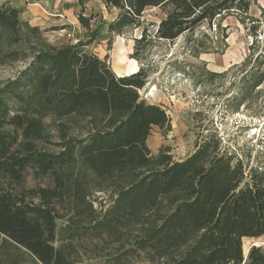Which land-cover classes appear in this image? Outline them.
<instances>
[{
  "label": "trees",
  "instance_id": "trees-1",
  "mask_svg": "<svg viewBox=\"0 0 264 264\" xmlns=\"http://www.w3.org/2000/svg\"><path fill=\"white\" fill-rule=\"evenodd\" d=\"M97 1L117 12L108 32L141 31L132 57L144 64L153 44L181 37L195 57L217 47L224 51L228 34L222 22L231 15L246 21L257 0ZM149 10L155 19L148 17ZM23 12L10 1L0 3V44L6 33L18 45L32 35L42 41L39 28L21 19ZM79 18L90 26V17ZM218 29L221 37L214 40L211 32ZM250 33L258 55L243 77L242 105L264 83V34L256 24ZM89 43L38 48L20 77L10 82L9 87L18 88L22 107L15 114L6 110L5 89H0V249L14 247L41 264H82L55 245L59 222L70 224L60 211L61 200H87L88 187L74 177L80 163L97 181L119 177L115 211L136 213L150 206L156 212L160 223L144 242L155 247L156 255L169 254L160 264H264V245L244 248L245 239L264 237V139L260 150L237 147L206 125L186 158L173 161L163 149L154 155L147 142L153 128L171 131L172 120L163 105L141 98L148 69L142 65L118 76L106 59L82 48ZM202 65L207 79L218 76L206 61ZM47 115L65 128L86 121L83 138L66 134L58 154L38 148L41 118ZM30 171L34 178L49 177V185L28 187Z\"/></svg>",
  "mask_w": 264,
  "mask_h": 264
},
{
  "label": "rangeland",
  "instance_id": "rangeland-1",
  "mask_svg": "<svg viewBox=\"0 0 264 264\" xmlns=\"http://www.w3.org/2000/svg\"><path fill=\"white\" fill-rule=\"evenodd\" d=\"M6 1L23 7L21 19L32 27L37 26L43 38L40 41L37 35H32L21 45L11 41L10 33L2 39L0 89H5L2 95L8 104L6 110L9 114H15L18 108H22L15 95L18 88L9 87L10 82L20 77L38 48H63L91 41L82 48L106 59L116 75L126 76L133 72L127 68L134 61L137 62L134 72L142 65L148 69L150 76L140 90L141 98L163 105L172 120L171 131L153 128L147 142L154 155L163 149L173 161L186 158L195 150L198 133L206 125L214 126L229 145L261 149L263 144L260 141L264 139V83L258 93H251L249 103L242 105L240 100L245 84L243 77L256 63L258 55L251 48L252 24L258 25L260 35L264 34V0L252 4L246 21L231 15L222 22L228 34V46L224 51L217 47L215 51L202 52L195 57L181 37L171 43L153 44L145 52L144 64L132 57L135 38L140 37L141 31L132 29L125 34L108 32V24L117 17V12L109 11L97 0H0V3ZM152 11H148V17L155 19ZM80 15L91 18L89 27L82 25ZM211 34L216 40L222 32L218 29ZM121 57L125 64H119ZM202 61H206L207 69L219 73L218 76L207 79ZM52 118V115L41 118L43 136L37 141L38 148L58 154L64 150L66 139L63 137L66 134L70 133L72 138H83L86 121L70 123L65 128ZM254 157L255 154L252 159ZM74 168L75 179L82 178L88 193L85 202L66 198L59 204L61 213L66 215L65 219L70 224L59 222L61 234L55 245L63 247L69 259L82 264H160L169 257V254L163 255L164 258L156 255L155 247L144 242L160 223L150 206L144 208L146 211L143 209L136 213L121 209L115 211L121 189L117 175H105L97 181L80 163ZM49 182V177L34 178L30 171L26 185L41 187L49 185ZM254 241L264 245V237L245 239V250ZM0 264L41 263L29 253L9 246L5 250L0 249Z\"/></svg>",
  "mask_w": 264,
  "mask_h": 264
},
{
  "label": "bare ground",
  "instance_id": "bare-ground-1",
  "mask_svg": "<svg viewBox=\"0 0 264 264\" xmlns=\"http://www.w3.org/2000/svg\"><path fill=\"white\" fill-rule=\"evenodd\" d=\"M119 64H125L124 62L125 61H123L122 60V57L121 58H119ZM122 61V62H121ZM125 66V65H124ZM137 68V62L136 61H134L132 64H128V68H127V70L130 72V71H133L134 72V70Z\"/></svg>",
  "mask_w": 264,
  "mask_h": 264
},
{
  "label": "water",
  "instance_id": "water-1",
  "mask_svg": "<svg viewBox=\"0 0 264 264\" xmlns=\"http://www.w3.org/2000/svg\"><path fill=\"white\" fill-rule=\"evenodd\" d=\"M138 71V70H137ZM137 71H135V72H137ZM135 72H131V73H129V74H132V73H135ZM129 74H127V75H129ZM126 75V76H127ZM118 76H121V75H118ZM261 245V244H259V242L258 241H254L253 243H252V245L251 246H253V245Z\"/></svg>",
  "mask_w": 264,
  "mask_h": 264
}]
</instances>
